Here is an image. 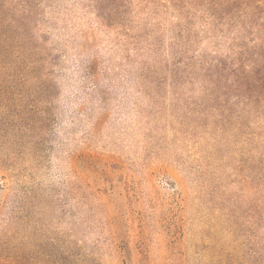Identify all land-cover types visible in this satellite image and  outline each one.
<instances>
[{
	"label": "rangeland",
	"instance_id": "rangeland-1",
	"mask_svg": "<svg viewBox=\"0 0 264 264\" xmlns=\"http://www.w3.org/2000/svg\"><path fill=\"white\" fill-rule=\"evenodd\" d=\"M3 3L0 264L9 229L80 264H263L262 123L213 83L249 31L150 0Z\"/></svg>",
	"mask_w": 264,
	"mask_h": 264
},
{
	"label": "trees",
	"instance_id": "trees-1",
	"mask_svg": "<svg viewBox=\"0 0 264 264\" xmlns=\"http://www.w3.org/2000/svg\"><path fill=\"white\" fill-rule=\"evenodd\" d=\"M150 2L154 9L165 8L167 11H175L182 17L193 15V9L201 7L210 15L209 17L217 20L229 16L224 24L237 23L238 28L249 31L252 36L249 40L254 42L251 45L253 53L239 51L238 58L223 63L225 66L221 71L216 69L213 83L220 89L219 96L228 98L225 100L226 103L231 96L234 100L246 102L248 111L259 115L264 137V0H150ZM2 4H4L3 0H0V17L3 13ZM237 14L239 16H236ZM222 71L229 72L225 75ZM262 186H264V174ZM262 209L264 210V199ZM29 237L17 236L16 231L9 229L5 264H80L78 259L74 260L70 248L47 250L25 246L24 240Z\"/></svg>",
	"mask_w": 264,
	"mask_h": 264
}]
</instances>
